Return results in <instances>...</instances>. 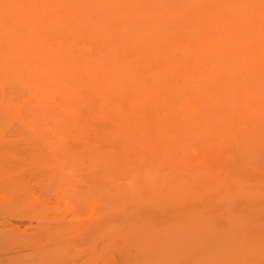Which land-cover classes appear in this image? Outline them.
<instances>
[{
	"label": "bare ground",
	"instance_id": "obj_1",
	"mask_svg": "<svg viewBox=\"0 0 264 264\" xmlns=\"http://www.w3.org/2000/svg\"><path fill=\"white\" fill-rule=\"evenodd\" d=\"M0 264H264V0H0Z\"/></svg>",
	"mask_w": 264,
	"mask_h": 264
}]
</instances>
